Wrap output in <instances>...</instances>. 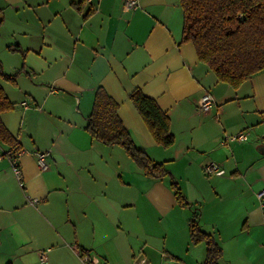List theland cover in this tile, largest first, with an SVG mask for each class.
<instances>
[{
    "label": "crops",
    "instance_id": "obj_1",
    "mask_svg": "<svg viewBox=\"0 0 264 264\" xmlns=\"http://www.w3.org/2000/svg\"><path fill=\"white\" fill-rule=\"evenodd\" d=\"M182 30L180 0H137L135 8L0 0V62L12 78L0 85L13 104L0 121L18 144L22 172L20 184L0 160V264H84L81 251L98 264H161L162 254L203 264L205 243L190 241L194 213L221 249L218 264H264L256 197L264 188V70L233 89L182 42ZM99 88L118 104L135 146L178 180L189 207L177 205L168 177L148 178L123 148L92 139L87 118ZM137 89L168 116L169 148L155 143L130 100ZM206 93L212 107L201 112ZM242 131L247 142L222 144ZM8 148L0 142V152ZM34 151L48 154L46 168ZM211 162L224 173L204 180ZM123 227L137 228L138 253L129 244L113 250Z\"/></svg>",
    "mask_w": 264,
    "mask_h": 264
},
{
    "label": "trees",
    "instance_id": "obj_2",
    "mask_svg": "<svg viewBox=\"0 0 264 264\" xmlns=\"http://www.w3.org/2000/svg\"><path fill=\"white\" fill-rule=\"evenodd\" d=\"M180 5L182 42L194 46L198 60L208 66L219 82L237 89L264 70V0H180ZM3 79L12 78L4 74L0 62V81ZM130 100L155 143L165 149L172 146L174 136L170 132L169 118L156 101L139 89L133 91ZM12 108L0 85V114ZM87 120L86 131L92 139L123 148L147 177H168L177 205L190 206L163 164H154L135 146L118 117V104L102 88L95 93ZM0 142L19 149L1 121ZM197 221L198 214L194 213L188 222L190 241L193 245L205 243L203 264H218L221 249L213 237L199 228Z\"/></svg>",
    "mask_w": 264,
    "mask_h": 264
},
{
    "label": "built area",
    "instance_id": "obj_3",
    "mask_svg": "<svg viewBox=\"0 0 264 264\" xmlns=\"http://www.w3.org/2000/svg\"><path fill=\"white\" fill-rule=\"evenodd\" d=\"M88 3H91L92 0H86ZM137 5V0H125V6L127 8H135ZM212 107V99L211 96L206 93L204 94L199 103H198V110L201 112L208 111ZM249 134L246 131L238 132L235 134L224 136L222 139V144L227 143H238L243 144L248 141ZM21 155V151L16 148H8L5 150H2L0 152V160L1 159H7L11 170L13 172L14 177L16 180L22 184V172H21V166L19 163V157ZM32 155L36 157L38 166L42 170L46 168L45 159L47 157V153H40L37 151L32 152ZM202 172L207 177H215V176H221L224 173V170L222 167L215 162L208 163L202 167ZM256 197L260 203V207L262 210H264V188L260 189L256 193ZM162 262L161 264H182L172 258H169L166 254H162ZM40 259L43 260V254H41ZM80 259L84 264H98V259L94 256H90L89 254L84 255L80 253ZM136 264H149L145 258H140L136 261Z\"/></svg>",
    "mask_w": 264,
    "mask_h": 264
},
{
    "label": "rangeland",
    "instance_id": "obj_4",
    "mask_svg": "<svg viewBox=\"0 0 264 264\" xmlns=\"http://www.w3.org/2000/svg\"><path fill=\"white\" fill-rule=\"evenodd\" d=\"M135 165H136V163H134ZM201 176H202V179H204V180H206V179H211V178H213V177H207L206 175H204V173L201 171ZM148 178H150V177H148ZM175 180V182L178 184V180H176V179H174ZM196 181H198L197 180V178H196ZM199 182V181H198ZM169 187H170V189H171V186H170V179H169ZM180 188V187H179ZM172 190V189H171ZM172 193H173V190H172ZM173 196H174V193H173ZM183 196H184V194H183ZM174 199H175V197H174ZM186 199V198H185ZM176 201V200H175ZM186 201L188 202V204L190 205V200H187L186 199ZM177 203V202H176ZM193 205L195 206V208L197 207L196 206V203H193ZM189 207V206H188ZM200 207H201V205H200ZM186 208V207H185ZM198 208V207H197ZM151 209V208H150ZM150 209H149V211H148V217L151 215V211H150ZM151 220L150 221H152L153 222V224H156V223H159V221H160V217L159 216H157V215H153L151 218H150ZM148 222V221H147ZM165 227H166V224H165ZM123 230L122 231H120V232H122V234H123V237L119 240V241H117V242H115L114 244H113V250L114 251H116V252H118V251H121L122 250V248L124 247V245H126V244H129V246H130V249H132V250H134V252L133 253H138V251H139V248L142 246V243H140V241H139V238L136 236V232L135 231H137V228H136V230L134 229V232H132V233H130L129 234V230H127L126 228H122ZM82 253L81 254H87V252H83V251H81Z\"/></svg>",
    "mask_w": 264,
    "mask_h": 264
},
{
    "label": "water",
    "instance_id": "obj_5",
    "mask_svg": "<svg viewBox=\"0 0 264 264\" xmlns=\"http://www.w3.org/2000/svg\"><path fill=\"white\" fill-rule=\"evenodd\" d=\"M261 147H262V149L264 150V144H263ZM263 154H264V152H263Z\"/></svg>",
    "mask_w": 264,
    "mask_h": 264
}]
</instances>
